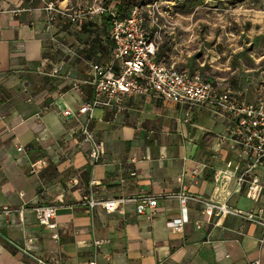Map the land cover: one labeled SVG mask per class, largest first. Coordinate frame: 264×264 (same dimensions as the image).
<instances>
[{
  "label": "crops",
  "instance_id": "obj_1",
  "mask_svg": "<svg viewBox=\"0 0 264 264\" xmlns=\"http://www.w3.org/2000/svg\"><path fill=\"white\" fill-rule=\"evenodd\" d=\"M46 1L0 0V264H264V230L244 217L210 221L202 204L189 201L182 231L169 224L182 217L179 194L214 199L216 173L237 167L236 153L218 144L231 123L214 105L194 109L192 124L182 123L184 107L152 95L127 99L121 111L96 109L92 126L104 156L92 165L91 146L80 143L79 125L63 111L77 113L91 100V67L111 59L103 16L82 30L61 16L49 30ZM209 1L218 7L229 0ZM55 2L70 9L81 3ZM220 26L212 46L201 50L168 32L171 53L164 60L203 73L217 91L230 89L255 103L264 85L249 63L256 50L264 60V32L259 27L255 36L245 35L232 19ZM241 37L250 40L238 46ZM259 175L264 184V170ZM229 190L235 191L228 200L233 210L258 213L264 207V190L251 200L236 178ZM122 197H157L158 205L150 216L139 215L134 203L113 213L88 205ZM49 204L59 207L55 231L33 211ZM95 239L104 241L97 256Z\"/></svg>",
  "mask_w": 264,
  "mask_h": 264
},
{
  "label": "built area",
  "instance_id": "obj_2",
  "mask_svg": "<svg viewBox=\"0 0 264 264\" xmlns=\"http://www.w3.org/2000/svg\"><path fill=\"white\" fill-rule=\"evenodd\" d=\"M158 3V0L148 3L142 0L122 16L115 9L107 8L103 0H95L86 10L74 12L68 7H61L53 0L45 2L44 10L47 12L49 30L61 16L74 22L79 29L85 21L96 16L106 14L111 18V59L104 65L91 67L89 81L93 86V97L83 103L77 113L67 109L63 111V116L73 118L79 125L80 143L91 146L89 157L92 165L96 166L104 156L103 143L97 138L92 126L96 109L121 111L125 108L127 99L152 95L162 101L184 107L186 111L182 123L192 124L194 109L207 104L214 105L218 115L231 123L224 133L218 135V144L228 145L229 150L236 153L237 167L235 170L216 173L214 180L218 184V192L216 191L214 199L204 200L187 193L179 194L177 198L182 206V217L170 222V227L182 231L183 224L188 222L187 204L189 201H195L202 204L203 214L210 221L215 217L220 221L221 218L233 214L256 223L264 230V207L254 213L252 210H233L228 205V200L235 192L229 190L232 179H237L239 187L247 185V197L251 200H258L264 190L259 175V171L264 170V94L259 101L251 103L243 94H235L230 89L217 91L212 81L199 71H181L175 65H169L166 60H159L163 27L155 16L160 8ZM53 40L56 41L55 38ZM60 70L61 67L54 69L53 74ZM82 116H85L84 120H81ZM18 150L22 151L23 148L20 146ZM222 194H225V197L219 201ZM128 203L136 205L139 215L150 216L158 205V198L122 197L102 202L90 200L88 205L92 208L99 205L108 213H113ZM58 208L55 204L38 205L33 211L41 225L55 231L58 228ZM5 210L10 212L9 209ZM53 237L57 238V235L54 234ZM103 244L102 240L93 241L95 256L99 255ZM37 263L48 264L41 259H37ZM90 264L97 263L92 260ZM250 264H261V261L255 260Z\"/></svg>",
  "mask_w": 264,
  "mask_h": 264
},
{
  "label": "rangeland",
  "instance_id": "obj_3",
  "mask_svg": "<svg viewBox=\"0 0 264 264\" xmlns=\"http://www.w3.org/2000/svg\"><path fill=\"white\" fill-rule=\"evenodd\" d=\"M80 1V5L76 4L72 7V12L86 10L95 2V0ZM103 1L105 2V0ZM151 1L153 2L155 0H149V2ZM158 1L160 8L159 12L156 11L155 16L159 18V22L163 27L162 47L164 46V50L162 54L166 57V53H171V46L167 45L166 42L168 32H173L172 37L175 38L181 36L182 40H193L192 43H197V48L199 50L204 49L205 46L211 47V43L215 42L214 37L216 36L217 29L218 31H222L220 25H224V22H228L230 19L233 20V27H237L239 30L244 31L245 35L255 36L259 27L261 28V32H264V11L262 10L264 9V2L262 3L261 0H256L254 4V0H250V2L229 0L222 2V5L218 7V4L209 0ZM198 1H200L199 4L202 6L196 9L194 4ZM189 14H193L194 17L188 16ZM195 18H200L202 21L195 22ZM247 28L251 30L249 34H247ZM247 40L250 39L247 37L239 38L238 46H241L242 43L247 44ZM252 52L254 58L249 65L254 69L252 73H254L257 82H259L261 86L264 85V78L262 76L264 75V60L261 59L262 55L258 53L257 50ZM167 63L169 65H174V60L170 58V62L168 61ZM261 91H263V95L264 87Z\"/></svg>",
  "mask_w": 264,
  "mask_h": 264
},
{
  "label": "trees",
  "instance_id": "obj_4",
  "mask_svg": "<svg viewBox=\"0 0 264 264\" xmlns=\"http://www.w3.org/2000/svg\"><path fill=\"white\" fill-rule=\"evenodd\" d=\"M142 0H105V6L107 8H113L115 9L118 13H120L122 16H125L128 12V10L136 5L137 3H139ZM144 3H148L149 0H143ZM88 21V20H87ZM103 21H104V26H105V33H104V37L105 39L109 42V46L111 49V53H112V49H113V41H112V37H111V18L108 15H103ZM86 22V21H85ZM85 23L83 24L81 30L84 28ZM163 49V47L161 48V50ZM161 52V51H160ZM159 52V53H160ZM158 54V59L164 61V55L159 58Z\"/></svg>",
  "mask_w": 264,
  "mask_h": 264
}]
</instances>
